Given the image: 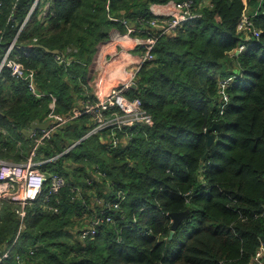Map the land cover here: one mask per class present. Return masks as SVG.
<instances>
[{"label":"trees","instance_id":"1","mask_svg":"<svg viewBox=\"0 0 264 264\" xmlns=\"http://www.w3.org/2000/svg\"><path fill=\"white\" fill-rule=\"evenodd\" d=\"M31 1L0 0V59L17 38L12 57L38 74L36 91L7 69L0 75V159L14 162L18 141L25 153L34 145L23 128L68 115L90 97L83 85L98 45L112 29L124 31L109 14L131 23L167 18L183 0H111L109 11L107 0H56L46 23L35 16L18 34ZM192 10L201 17L159 38L155 60L126 94L141 98L151 124L128 128L130 137L107 149L106 130L79 142L96 126L85 114L38 149V161L54 158L42 168L64 175L66 185L26 207L17 241L18 205L2 203L0 256L16 243L0 264H250L264 242V0H192ZM247 14H256L261 35L236 54ZM36 44L69 57L59 63ZM106 56L119 84L139 68L138 50L112 46ZM214 124L220 129L209 147ZM119 193L127 197L116 209ZM187 209L189 219L170 238V214ZM102 211L113 221L80 239L85 218Z\"/></svg>","mask_w":264,"mask_h":264},{"label":"built area","instance_id":"2","mask_svg":"<svg viewBox=\"0 0 264 264\" xmlns=\"http://www.w3.org/2000/svg\"><path fill=\"white\" fill-rule=\"evenodd\" d=\"M56 0H32L28 8L24 20L20 24V34L28 24L37 16L42 23L44 19H48L52 12ZM111 0H107L106 8L109 11ZM1 5V2H0ZM124 12H122V15ZM256 14L244 15L237 25L239 33L244 32L245 41L241 45L249 43L253 38L259 39L261 32L256 28L253 17ZM111 21L120 23L124 27V31L114 28L109 33V43L111 46H117L120 49L138 50L139 51V68H137L134 75L124 84H119L116 77L112 73V68L108 64L106 54L103 49L96 50L92 65L96 67L104 66L105 70L112 78H115L117 83L111 87L106 96H98V100L94 102L91 97L81 100L80 105H76L68 115H52L48 119L50 125L45 130H37L32 133L34 141L33 150L30 156L23 162H14L12 160L0 159V208L3 202L10 201L16 203L18 208L16 210L18 216L22 220L20 229L17 234L18 240L21 232L25 228L23 220L27 216L26 207L40 197H44L45 201H49L52 195L58 192L66 185V177L58 172H48L42 168V165L53 159L38 161L37 151L47 141L51 139L53 134L59 128L68 124L70 121L88 114L92 121L96 124L91 133L106 130L108 132L106 143L107 149H114L122 143L126 137L127 129L138 127L142 125H149L152 122V115L145 109L141 98H129L127 92L135 87V76L138 70L146 63L155 60L154 47L159 38L165 34H171L178 30L185 23L195 21L201 17L198 13L192 10V0H183L176 4V8L172 15L167 18L152 17L148 18L142 16L137 20V23L131 21L124 15L116 17L108 15ZM17 38L7 47L4 55L0 59V75L4 69L9 70L10 75L17 80L25 82L32 91H36L37 71L33 69H26L22 63L16 58L12 57ZM240 48V50H241ZM70 52L59 54L56 59L59 63H64ZM108 64V66H106ZM232 78L224 81L226 85ZM88 83V82H87ZM84 88L87 85H83ZM225 103L228 102V95H224ZM5 134L6 131L0 130ZM74 146V145H73ZM101 174V173H100ZM74 191H79L78 187ZM126 193H119L114 207L118 209L126 199ZM101 203L100 200H96ZM264 210V207H263ZM54 211H57L54 209ZM86 222L78 229L80 239H85L88 236H94L97 233V228L104 225L106 222H112L111 217H107L105 211L94 217L85 218ZM16 243V242H15ZM12 246V248L15 246ZM12 248L8 249L2 256H0V263L10 257ZM32 253V252H31ZM17 260L20 258L17 256ZM250 264H264V242L261 241L258 250L251 259Z\"/></svg>","mask_w":264,"mask_h":264},{"label":"crops","instance_id":"3","mask_svg":"<svg viewBox=\"0 0 264 264\" xmlns=\"http://www.w3.org/2000/svg\"><path fill=\"white\" fill-rule=\"evenodd\" d=\"M247 45H248V43L243 45L242 48H241V51L242 50H246ZM99 48L103 49V52L107 55V52H109V50L112 49V46L109 43V41L107 40L106 42L101 43L99 45ZM97 49H98V47H97ZM235 53L239 54L240 52L235 51ZM87 82H88L87 83V87L86 88L83 87V88L86 90L87 94L92 98V100L94 102H96L98 100V96H101V97L106 96L108 91H109V89L111 87H113L115 85V83H117L116 79L112 78L105 69H99L95 65H92V62L89 65ZM80 103L81 102H79L78 105H80ZM46 121H49V120H46ZM45 122H39V123H45ZM33 123H35V122H32V124L29 127L23 128L22 132H23V130H30L32 125H33ZM24 135L27 138H32V137L27 136L25 133H24ZM21 141L23 142V140H20V141L17 142L15 147H13V149L15 148L14 155H16L18 152H20L21 158L24 157L23 159L20 158L18 160V162L25 161L30 156V154H31V152L33 150V148H31L26 153H25V151H22L21 150V145H22ZM5 159L6 160H12V161L15 160L13 157L5 158ZM16 162H17V160H16Z\"/></svg>","mask_w":264,"mask_h":264},{"label":"water","instance_id":"4","mask_svg":"<svg viewBox=\"0 0 264 264\" xmlns=\"http://www.w3.org/2000/svg\"><path fill=\"white\" fill-rule=\"evenodd\" d=\"M14 18H15V16L10 20V22H9L10 24H12ZM34 47L35 48H39V49H43L47 53H51L53 55H59V54H61V51L60 50H51L48 47H46L44 45H41V44H36ZM240 51L241 50H239L237 52H240ZM135 87H136V85H135ZM49 125H50V121H46L45 123L35 122V123H33V125H32V127H31L30 130H23V132L27 136L31 137L33 132H36L37 130H45V129H47L49 127ZM219 129H220V125L219 124H214L212 127H210L209 129L206 130V135L208 137V146L209 147H211L213 145V143L215 142V136L213 134L214 130H219ZM90 134H92V133L91 132L88 133L79 142H81L82 140H84ZM75 145L76 144H74V146ZM207 153L203 156V159H205V157L207 156ZM170 216L173 218V223H172L171 232H170V238H172L174 236L176 230L178 229V227L180 225H182L183 223H185L189 219L190 210L187 209L186 211H183V212L171 213Z\"/></svg>","mask_w":264,"mask_h":264},{"label":"rangeland","instance_id":"5","mask_svg":"<svg viewBox=\"0 0 264 264\" xmlns=\"http://www.w3.org/2000/svg\"><path fill=\"white\" fill-rule=\"evenodd\" d=\"M167 5H168V7H172V6H173V5H172V2H169ZM46 22H47V19H44V20L42 21V23H46ZM231 54H234V52L232 51ZM106 66H108V64H106ZM99 69H105V67H104V66H100ZM12 136H13L15 139H18L16 133H13Z\"/></svg>","mask_w":264,"mask_h":264},{"label":"clouds","instance_id":"6","mask_svg":"<svg viewBox=\"0 0 264 264\" xmlns=\"http://www.w3.org/2000/svg\"><path fill=\"white\" fill-rule=\"evenodd\" d=\"M240 48H241V46H240L239 48H237V49H236V51H239V50H240ZM242 51H243V50H242ZM240 52H241V51H240Z\"/></svg>","mask_w":264,"mask_h":264}]
</instances>
